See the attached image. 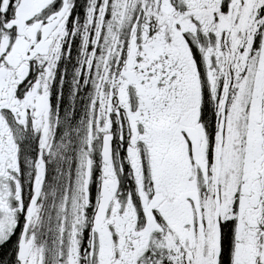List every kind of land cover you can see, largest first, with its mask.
Returning a JSON list of instances; mask_svg holds the SVG:
<instances>
[{"label": "snow or ice", "instance_id": "obj_1", "mask_svg": "<svg viewBox=\"0 0 264 264\" xmlns=\"http://www.w3.org/2000/svg\"><path fill=\"white\" fill-rule=\"evenodd\" d=\"M78 7L0 0V264H264V0Z\"/></svg>", "mask_w": 264, "mask_h": 264}, {"label": "flooded vegetation", "instance_id": "obj_2", "mask_svg": "<svg viewBox=\"0 0 264 264\" xmlns=\"http://www.w3.org/2000/svg\"><path fill=\"white\" fill-rule=\"evenodd\" d=\"M82 4H83V0H78L79 7H78V10H77L76 14H79L81 16V19L83 18V7H82ZM73 66H74V61H70L69 64H68L69 73H71V68ZM57 83H59V77L57 79ZM71 88H72V85H71V81H70V77H69V78H66V81L64 83L65 99H64L63 103H65V104L68 102V96H69V93L71 91Z\"/></svg>", "mask_w": 264, "mask_h": 264}]
</instances>
